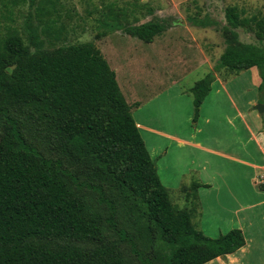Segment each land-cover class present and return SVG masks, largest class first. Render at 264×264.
I'll list each match as a JSON object with an SVG mask.
<instances>
[{
	"label": "trees",
	"instance_id": "trees-1",
	"mask_svg": "<svg viewBox=\"0 0 264 264\" xmlns=\"http://www.w3.org/2000/svg\"><path fill=\"white\" fill-rule=\"evenodd\" d=\"M58 2L31 0L28 42L14 26L0 37V264H204L239 250L242 229L210 237L194 223L206 184L180 189L192 207L172 201L96 43L55 45L65 31ZM225 17L215 69L257 67L264 102V14L231 5ZM125 30L151 43L165 26L149 20ZM214 78L189 90L196 116Z\"/></svg>",
	"mask_w": 264,
	"mask_h": 264
},
{
	"label": "crops",
	"instance_id": "crops-1",
	"mask_svg": "<svg viewBox=\"0 0 264 264\" xmlns=\"http://www.w3.org/2000/svg\"><path fill=\"white\" fill-rule=\"evenodd\" d=\"M171 47L160 49L167 57L164 61L152 52L131 57L122 70L126 92L120 87L127 101V96L133 100V105L128 103L131 109L135 106L134 119L169 190H180L185 179L190 184L198 180L206 184L198 188V199L209 208L203 197L213 188L212 180H224L226 224L229 230L242 229L246 244L204 264H260L264 252L254 253L251 248L257 241L264 249V126L258 114L252 117L251 105L260 101L249 96L260 85L258 69H247L245 77L224 70L215 73L196 116L189 90L197 80L180 85L184 78L177 79L175 70L194 59L171 51ZM156 84L162 85L152 89ZM201 229L210 237L223 234L217 229Z\"/></svg>",
	"mask_w": 264,
	"mask_h": 264
},
{
	"label": "rangeland",
	"instance_id": "rangeland-1",
	"mask_svg": "<svg viewBox=\"0 0 264 264\" xmlns=\"http://www.w3.org/2000/svg\"><path fill=\"white\" fill-rule=\"evenodd\" d=\"M11 0H0V37L4 36L8 26L19 29L27 41L25 24L30 11H34L31 0H23L17 4H12ZM61 18L58 26L65 24V31L55 45L71 44L80 41H93L102 50L110 66L116 69L119 75L118 83L126 92L123 84L122 70L127 65L131 57L138 53L152 52L163 61L167 57L162 54L161 48L171 47V51H177L190 55L194 59L193 63L185 67L175 68L177 79L184 80L180 83L191 85L204 75L216 70L215 65L226 48L222 27L227 24L225 10L228 6L234 5L243 15L264 14V0H58ZM6 3H9L8 5ZM192 17L200 19H215L219 25L208 27L195 25ZM149 20H156L165 26V30L157 35L151 43H147L129 34L125 28L130 25L141 24ZM240 39L244 42L255 41L251 34L240 31ZM162 63V62H161ZM161 69V68H160ZM247 69L237 75L246 76ZM236 75V74H235ZM167 80H170L167 77ZM164 81V80H163ZM247 80L245 79L244 84ZM164 83V82H163ZM239 82V87H242ZM162 84H156L152 89H158ZM165 85V84H163ZM252 87V86H251ZM154 90H148L152 93ZM246 93V92H245ZM247 93L245 94V96ZM252 99L260 100V93L257 87L251 89ZM128 101L133 100L127 96ZM194 104V103H193ZM257 102L251 105L252 117L256 114L263 123V117L255 108ZM135 111V106H132ZM209 107H206L207 113ZM165 183L167 180H163ZM199 182L198 180H195ZM213 181V188L204 195V203L209 208H205L198 199L195 206L193 221L204 229L226 233L230 229L226 224L225 209L228 199L225 195L224 180ZM187 179L185 186H191ZM201 183V182H199ZM170 196L174 203L180 207L189 205L184 194L179 189H171ZM195 205V204H194ZM194 208V207H193ZM261 244L257 241L253 243L251 251L254 253L264 252L260 249ZM260 264L264 259L260 260ZM135 264H138L137 261Z\"/></svg>",
	"mask_w": 264,
	"mask_h": 264
},
{
	"label": "water",
	"instance_id": "water-1",
	"mask_svg": "<svg viewBox=\"0 0 264 264\" xmlns=\"http://www.w3.org/2000/svg\"><path fill=\"white\" fill-rule=\"evenodd\" d=\"M255 108L260 112L263 117V126H264V102L258 103Z\"/></svg>",
	"mask_w": 264,
	"mask_h": 264
}]
</instances>
